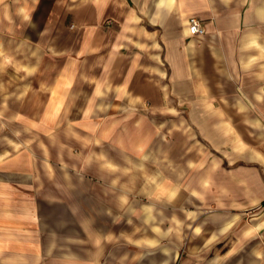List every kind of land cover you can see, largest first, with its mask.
<instances>
[{
  "label": "crops",
  "instance_id": "0c3cea01",
  "mask_svg": "<svg viewBox=\"0 0 264 264\" xmlns=\"http://www.w3.org/2000/svg\"><path fill=\"white\" fill-rule=\"evenodd\" d=\"M0 264H264V0H0Z\"/></svg>",
  "mask_w": 264,
  "mask_h": 264
},
{
  "label": "built area",
  "instance_id": "2783aa9c",
  "mask_svg": "<svg viewBox=\"0 0 264 264\" xmlns=\"http://www.w3.org/2000/svg\"><path fill=\"white\" fill-rule=\"evenodd\" d=\"M189 34L192 36L202 35L205 33V28L202 21L195 16H192L188 20Z\"/></svg>",
  "mask_w": 264,
  "mask_h": 264
}]
</instances>
